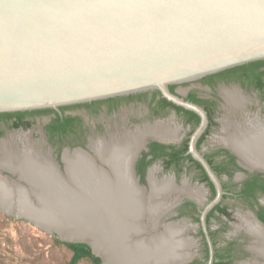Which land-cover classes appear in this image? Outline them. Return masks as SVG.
<instances>
[{"label":"water","instance_id":"1","mask_svg":"<svg viewBox=\"0 0 264 264\" xmlns=\"http://www.w3.org/2000/svg\"><path fill=\"white\" fill-rule=\"evenodd\" d=\"M134 2L0 0V114L60 110L160 91L173 104L202 118L193 135L192 150L219 190L217 200L207 207L205 215L222 195L218 178L195 150V142L206 129L208 117L200 106L173 94L170 86L263 61L264 6L259 0H255L254 6L244 7L116 6ZM145 3L150 4L151 0ZM68 4L98 6H65ZM148 139L141 141L130 168L135 186L145 194L150 191L149 178L148 186H141L133 166ZM15 149L24 150L16 146ZM76 150L103 166L97 154L83 148ZM65 151L71 152L63 151L61 163L54 159L57 171L63 176ZM251 171L264 173L260 168ZM6 177L16 181L9 169L0 167V181ZM207 235L211 264L214 248L208 232ZM137 238L144 239L139 235ZM64 241L89 244L94 254L102 258V264H109L110 256L120 259L114 252L96 251L93 235Z\"/></svg>","mask_w":264,"mask_h":264},{"label":"flooded vegetation","instance_id":"2","mask_svg":"<svg viewBox=\"0 0 264 264\" xmlns=\"http://www.w3.org/2000/svg\"><path fill=\"white\" fill-rule=\"evenodd\" d=\"M224 72L225 71L220 73ZM213 75H209L195 81L170 86V91L173 94L178 95L186 101H190L200 106L206 112L208 117V124L206 129L195 142V150L202 156L215 176L218 178L222 190V195L220 200L205 215L204 211L207 209V207L217 200L219 196V190L216 183L210 177L205 166L198 159H196L192 150L193 135L201 125L202 118L194 111L173 104L168 99H166L160 91L152 90L127 96L114 97L106 100L93 101L85 104L67 106L71 107L69 109L83 108L86 109L89 113H96L101 109H106L107 111L113 110L115 108L122 107L126 103H138L144 106L143 111L146 115L145 122H136L137 124H133L131 121H129V123L131 122V124L133 125L132 127H127L125 126V124H117L118 129L108 132L104 137H98L96 139L87 137L86 126L84 124L83 118L81 116L68 114L67 111L69 109L63 111L62 107L60 108V110H55L59 113V115H61V117L71 115L73 117H80L81 119L80 121L77 120L72 123V132L69 136H56L54 137V139L51 136L48 130V125L53 123L54 118L56 117L54 113L36 114L34 113L35 111H27L30 112V114H27L23 118L17 115L13 117H9V115L5 117L0 116V140L1 138H5V134L3 131L4 129L11 128L15 130L20 128H27L30 125L32 117H36L38 115H50L51 118L44 127L46 143L51 147L52 159H55L56 161L61 163V155L65 149H70L72 154L73 150L79 148H83L84 150L89 151L91 154H97L93 147V144L98 142V140L107 141L112 136L119 137L128 130L134 131L137 128L155 126L158 123H163L167 126L168 124L166 123L165 119H167L169 115H174L175 118L179 119L181 123L180 126L176 127H172L169 125L170 128L177 131L175 139L165 140L158 137L148 136L149 139L147 141L145 149H143L138 154L133 166L136 177L139 179V184L141 186L147 187L149 178L150 185V191L148 194H145L143 190L141 192V189L137 187L141 192V201L142 194L145 195V204L140 206L142 213H144V216L139 221L146 228V230L141 232L140 236L145 238L146 236L153 234V228L155 227L158 228L159 232H163V229H165L167 225L174 224L177 227L179 224L178 228L182 227V229L178 232V235L181 236V238L184 237V240L189 239L190 241H186L187 244H189V247L188 245L185 247H187L188 249H183V252L187 254V256L185 255L183 260L175 262L174 264H210L211 248L207 232L214 248L213 261L211 264H264L263 257L255 252L252 248L255 245L264 246V239L258 240L255 236L249 233L246 230L242 220L243 215L250 214V216L255 220L258 226L260 225V228L262 229V233L264 235V173L259 171H251V168L248 167L244 159L234 149H232L229 145L221 142L219 137H221L224 132L218 137V140L220 141L218 146L211 149L204 148L206 139L210 134L212 124L215 121L214 117L217 113V110L220 108H224L225 110H227L225 107L226 103L230 108H232L224 96V91H234L235 89L246 100V105L241 108L234 109L237 111L227 110L229 112H236V114H240L243 116L246 115L244 108L247 105L251 104V98L244 94L243 90H253L263 102L264 98L260 90H258L253 84L246 83L244 85L242 82L236 81L234 79L229 80L221 76H217L214 79L209 80V78ZM195 82L198 84L192 86L187 94H184L183 91L179 89L181 85H186L188 83L192 84ZM232 84L239 85L240 88H230ZM217 96L219 97V99L217 98ZM220 100L224 101V104ZM250 121L251 120H246L244 122L241 121L238 123L237 121H235V123L243 125L245 123L249 124ZM225 126H229L227 122L224 124L223 131L226 130ZM185 129H187L188 131L184 134L183 130ZM111 133L113 134L109 136ZM86 139L89 142L88 144L86 143ZM20 140L28 143V145L25 146L24 150H22V148L25 144L22 145L21 143H17L18 149L22 150V152L14 149V138H9V140H2L0 142V145L3 141H6L10 143L15 152L18 151L17 153L19 154L23 153L30 147H34L36 152H41V154L45 155V153H43L41 149H38L36 144H34L33 142H30L24 137H20ZM67 152L69 153V151H65V153ZM97 156L99 157L98 154ZM133 159L131 161V165ZM90 160L92 161V159ZM157 163H160V168L158 166H154ZM94 165L99 169H103L105 168L104 166H106L108 168L107 171L106 169L103 170L111 177L114 175V172L106 163H103V166H98L95 163ZM53 166L55 167L56 172L59 174V172L57 171V166L55 164H53ZM150 172L152 173L154 180L157 182H161V180L163 181L165 177H170L172 179V182L174 181V191L170 194V196L168 195L167 200L165 201L166 203H168L165 207V213L162 212L158 217H153L149 214L150 202L152 200ZM160 172L162 174L161 179H159L160 176H157ZM171 174H174V176H172ZM190 174H193L191 181L181 180L183 175L187 176ZM14 176L19 177V179L21 180L18 174H14ZM67 177L68 175H66V178ZM4 181L6 180L4 179ZM6 183L9 186H14V184L10 182L8 183L6 181ZM186 190H200L202 192L201 197L196 198L194 196L187 195V192H184ZM183 195L184 197L181 198V196ZM170 199L172 200L170 201ZM233 203L236 205L239 204L241 206V210H239L237 213H232V209L229 208V206H232ZM176 204L177 206L172 210V208ZM165 218L166 220L164 221ZM181 219L193 220L198 224L199 229L197 233L202 240V244L204 247L203 258H199L194 252L196 242H194V240L187 236V226L181 225L177 222ZM156 220L159 222H157ZM215 223L218 224L216 228L212 226V224ZM157 224L159 225L158 227ZM230 227L233 230L234 238H227V240L223 241L222 236L230 231ZM137 234L139 235V233Z\"/></svg>","mask_w":264,"mask_h":264},{"label":"bare ground","instance_id":"3","mask_svg":"<svg viewBox=\"0 0 264 264\" xmlns=\"http://www.w3.org/2000/svg\"><path fill=\"white\" fill-rule=\"evenodd\" d=\"M224 96L233 109L246 104V100L235 89L224 91ZM243 125L230 123L225 126L226 130L219 138L234 149L248 167L264 169V121L251 120L248 125ZM176 133L169 125L158 123L134 131L128 130L107 141L98 140L93 147L103 163L114 172L112 177L103 170L107 171L106 166L103 169L97 168L79 150L73 154L65 153L63 159L66 172L63 176L56 172L50 152L46 153L41 149L45 153L43 155L36 152L34 147H26L28 149L19 154L10 143L3 141L0 145V167L9 169L13 175L18 174L23 181L19 177H15L16 181L4 178L14 186L0 181V210L28 219L41 229L54 231L64 240L81 237H66L65 233L70 230L78 231L83 237L93 235V247L96 251L120 255V259L110 256L109 264H174L187 256L183 249L187 245L189 247L187 240L178 235L182 229L178 228L179 224L177 227L169 224L163 232L155 227L153 234L144 239L137 238V233L140 236L146 230L139 221L144 216L140 206L145 204V195L142 194L141 201L142 190L140 192L134 185L130 168L144 138L152 136L171 140L175 139ZM173 182L170 177L157 182L151 173V216L158 217L165 211L168 204L165 201L174 191ZM184 192L196 198H200L202 193L200 190ZM242 220L249 233L258 240L264 239L260 225L250 214L243 215ZM252 248L264 257L263 245Z\"/></svg>","mask_w":264,"mask_h":264},{"label":"rangeland","instance_id":"4","mask_svg":"<svg viewBox=\"0 0 264 264\" xmlns=\"http://www.w3.org/2000/svg\"><path fill=\"white\" fill-rule=\"evenodd\" d=\"M198 83H188L186 85H181L180 90L184 94L192 88V86ZM230 88H240L239 85L230 86ZM244 94L251 98V104L244 108L246 115L236 114L237 111L230 108L227 103L225 105L226 109L220 108L215 114V121L210 129V134L206 139L204 148L211 149L219 145L218 137L223 133L224 123L227 122L235 123V121L241 122L246 120L252 121H264V102L256 95V93L251 89L243 90ZM219 99V97L217 96ZM248 100V99H247ZM221 102L224 101L220 100ZM247 104V103H246ZM245 104V105H246ZM144 106L138 103H126L120 108H115L113 110L107 111L106 109H101L96 113H89L83 108H74L67 111L68 114L81 116L84 120L86 126V136L93 139L106 136L110 131L118 129L117 124L124 125L127 127H132L136 122H145V113L143 111ZM50 115H38L31 118L30 125L27 128L20 129H4L3 140H9V138H14V146L17 147V143H21L23 149L28 145L25 141H21L20 137L28 139L30 142L36 144L38 149H43L46 153H51V147L46 143L44 127L46 123L50 120ZM124 120V121H123ZM129 121H131L129 123ZM166 123L172 127L180 126L179 119H176L174 115H169L165 119ZM126 131V130H123ZM121 131V132H123ZM188 130H183L185 134ZM111 133L109 136H111ZM86 143L89 142L86 139ZM160 168V163L155 164ZM161 172L157 175L160 176ZM174 176V174H171ZM193 174L183 175L181 180H190ZM232 209V213H237L241 210L239 204H234L229 206ZM166 220V219H165ZM181 225H186L188 232L187 236L196 242V247L194 252L199 258L204 257V247L202 240L198 236V224L193 220L181 219L177 221ZM225 222V221H223ZM222 222V223H223ZM213 227H217L218 224H212ZM81 236L78 231L70 230L65 233V236L71 238L70 236ZM65 238V237H64ZM227 238H234L233 230L230 227V231L222 236V240L225 241ZM61 240L59 235L52 231H47L35 226L31 221L25 218L16 217L15 214L9 215L0 210V264H68L72 258L73 253L65 246L58 244L56 241ZM189 240V239H187ZM190 241V240H189ZM78 264H93L88 260H82Z\"/></svg>","mask_w":264,"mask_h":264},{"label":"trees","instance_id":"5","mask_svg":"<svg viewBox=\"0 0 264 264\" xmlns=\"http://www.w3.org/2000/svg\"><path fill=\"white\" fill-rule=\"evenodd\" d=\"M236 72V73H234ZM240 72V73H239ZM217 76L225 77L229 80H236L242 82L244 85L246 83L253 84L256 86L258 90H260L263 98H264V60L257 61L253 63H249L243 66H239L233 69H229L224 73H219L217 75H213L209 78V80L214 79ZM71 107H63L62 110L65 111ZM36 114H48L54 113L56 117L52 124L48 125V130L51 136H69L71 134V125L74 121L81 120L80 117H73L71 115H67L65 117H61L59 113L55 110L47 109V110H39L35 111ZM30 112H22V113H2L0 116L5 117H13L19 116L21 118L25 117ZM193 114V113H191ZM144 174V173H143ZM58 244L67 247L72 253V258L68 264H78L82 260H88L93 264H102V258L96 256L91 248V246L87 243H72L66 241H56Z\"/></svg>","mask_w":264,"mask_h":264},{"label":"snow or ice","instance_id":"6","mask_svg":"<svg viewBox=\"0 0 264 264\" xmlns=\"http://www.w3.org/2000/svg\"><path fill=\"white\" fill-rule=\"evenodd\" d=\"M261 6H264V0H259ZM255 0H151L150 4H146L145 0H135L134 3L120 4L116 6L132 7V6H159V7H227V6H254ZM54 6V5H53ZM69 7H96L98 5H80L68 4Z\"/></svg>","mask_w":264,"mask_h":264}]
</instances>
